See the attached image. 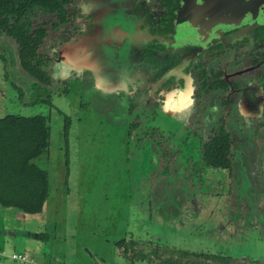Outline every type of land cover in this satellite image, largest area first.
<instances>
[{"label": "flooded vegetation", "instance_id": "1", "mask_svg": "<svg viewBox=\"0 0 264 264\" xmlns=\"http://www.w3.org/2000/svg\"><path fill=\"white\" fill-rule=\"evenodd\" d=\"M104 1L72 0L65 6L69 20L61 22L73 23L74 32L59 41L58 49L75 40L72 65L64 68L75 78L71 76L62 83L72 92V84L79 85V101H70L73 111L79 113V125L89 131L83 141L76 142V122L73 115L65 113L64 196L73 177L70 146L80 151L90 146L98 155L94 171L87 167L82 153L74 177L86 204L87 198L101 191L108 204L121 203L122 211L134 207L146 211L152 222L161 217L159 210L176 209L178 215L171 228L180 227L190 235L219 240L224 237L221 232L207 231L222 225L228 235L237 233L234 238L239 240L249 238L253 230L263 235L264 117L258 115L259 106L264 105V27L245 36L234 27L216 36L212 43L179 42L174 33L185 22L179 17L181 12L174 10L179 0ZM113 7L118 9L113 11ZM33 13L49 12L36 9ZM186 22L199 28L198 18L192 16ZM206 38H210L209 33H205ZM58 52L52 59L42 53L43 78L28 71L19 56L24 72L34 79L35 92L29 103L17 109L51 106L49 100L54 96L49 86L54 77L50 65ZM3 59L9 66V59ZM9 82L24 99L25 86L17 80ZM93 91L104 93L97 95L106 101L100 116L85 101L89 94L95 95ZM60 113L17 115L45 117L51 140V121L55 116L62 117ZM8 114L16 113L1 116ZM53 152L51 148L36 160L52 158ZM41 165L49 172V166ZM52 195L51 191L42 212H20L24 217L44 215ZM45 234L41 231L32 236L45 243L49 239ZM104 241L109 254H94L82 247L96 264H167L169 258H180L181 264H264L263 260L221 251L174 248L154 237L149 240L135 234ZM5 255L7 252L0 249V264H5L1 262ZM14 259L18 264H46L27 255L24 261Z\"/></svg>", "mask_w": 264, "mask_h": 264}, {"label": "rangeland", "instance_id": "2", "mask_svg": "<svg viewBox=\"0 0 264 264\" xmlns=\"http://www.w3.org/2000/svg\"><path fill=\"white\" fill-rule=\"evenodd\" d=\"M34 19L35 24L41 22L48 23V36L41 46L40 52L52 59L56 54L55 52L59 50V41L64 39L67 34L70 33L71 35L74 32L73 23L63 25L61 23L63 21H60L57 17L44 13H37ZM19 56L16 41L13 37L0 30V116L11 111H14L16 114L30 113L33 115L41 111L59 115L61 111L64 114L60 113L62 117L57 118L55 116L51 121L54 127L51 137V148L54 151L52 158L39 160L43 165L49 166L47 169L49 170V178H51L52 183L53 195L46 213L41 216L24 217L22 212L16 209H6L0 206V249L7 252V255L3 258L1 257L2 263L18 264L12 257V253L16 251L34 258L37 263L64 264V261H67L69 264H96L92 256L89 255L90 252L85 253L82 247L85 249L89 248L94 254L100 253L105 255L107 252L109 254L110 250L104 240L115 239L126 234H135V236L138 235L143 239L149 240L154 237V240L157 242L161 241L179 249L206 252L221 251L234 257H250L251 259L264 261V234L261 235L262 232L259 233L256 230H253L249 234V238L239 240V237L234 238L238 236L237 233L234 236L228 235L223 230L225 225H222L214 228L212 231H207L211 234L221 232L224 235L222 239L216 240L209 235H195L196 233L190 235L191 232L181 230L180 227L171 228L173 218L178 215L176 209L175 212L174 209H170V211L168 209L159 210L161 217H157L158 221L152 222L147 218L146 211L141 210L139 212L135 207L132 210L122 211L119 210L121 203L108 204L101 191L96 197L87 198L86 201L89 203L86 204L82 201L84 197L81 191H79L78 186H76L74 177L77 175V167L82 158V153H84L87 161V167L94 171L98 155L90 146L85 147L82 151L77 146H70L73 150V154L71 155L73 177L70 178V191L64 196L66 184H64L63 178L66 174V167L63 156L64 140L62 139V128L64 124L62 118L65 117V113L73 115L76 122V126H74V138L77 139L76 142H79V140L83 141L88 136L89 131L85 130L82 125H79V113L76 114L77 111H73L71 104L73 100L79 101L78 96L82 95V92L79 85L78 88L72 84L75 87L73 92L72 89L65 88V84L62 81L71 76L74 79L75 74L73 72L70 75L67 73L56 74V71H52L55 70L53 68V61L50 65V71L54 80L49 86L54 96L53 101L49 100L51 106L48 104L42 105L39 110L32 105H27L24 111L17 109L29 103L32 99L31 94L35 92V87L33 86L34 79L24 72L19 62ZM3 57L9 59V66L5 64ZM13 59L16 60V63L12 62ZM20 78H23V80ZM11 79L17 80L20 85H24L27 89L24 99L19 98L18 92L9 82ZM99 93L104 96L103 92L99 91ZM99 93L94 92L95 95L89 94V98L85 99L87 103H90V108L96 111L97 116H100L101 111L106 106V101L103 100V97H97ZM62 94H68L69 97H60ZM76 102L74 103L75 107H77ZM56 111L57 114H55ZM92 115L97 122L96 114L93 113ZM169 215L170 219L168 218ZM165 223H168V225L164 226L163 224ZM41 231L47 232V236H49V239H46L45 243L41 242L39 238L32 236V233H39ZM98 240L100 241L98 242Z\"/></svg>", "mask_w": 264, "mask_h": 264}, {"label": "trees", "instance_id": "3", "mask_svg": "<svg viewBox=\"0 0 264 264\" xmlns=\"http://www.w3.org/2000/svg\"><path fill=\"white\" fill-rule=\"evenodd\" d=\"M72 0H0V30L13 37L24 67L43 78L48 23L35 24L36 9L60 21L69 20L66 5ZM51 131L43 116H0V205L26 214L40 213L51 195L49 172L38 162L51 150ZM46 238L47 234L44 235ZM155 251V250H154ZM181 264L180 258L165 260Z\"/></svg>", "mask_w": 264, "mask_h": 264}, {"label": "water", "instance_id": "4", "mask_svg": "<svg viewBox=\"0 0 264 264\" xmlns=\"http://www.w3.org/2000/svg\"><path fill=\"white\" fill-rule=\"evenodd\" d=\"M111 9L115 11L118 8ZM175 9L181 12L178 13L179 17L185 20L184 23L179 24L180 30L174 33L179 42L195 41L204 44L209 40L212 43L216 36L234 27H238L243 36L264 27V0H179ZM191 11L195 13L189 14ZM192 16L200 19L199 28H192L191 24L186 22V19ZM204 18L207 20L205 23ZM205 33H209L210 38L205 39ZM74 45L75 40H70L59 50V55L53 63L56 74L70 75L71 72L64 71V68L68 63L72 65L71 54Z\"/></svg>", "mask_w": 264, "mask_h": 264}, {"label": "built area", "instance_id": "5", "mask_svg": "<svg viewBox=\"0 0 264 264\" xmlns=\"http://www.w3.org/2000/svg\"><path fill=\"white\" fill-rule=\"evenodd\" d=\"M13 257L18 259V260H22V261H24L26 259V255L22 252L14 253Z\"/></svg>", "mask_w": 264, "mask_h": 264}, {"label": "clouds", "instance_id": "6", "mask_svg": "<svg viewBox=\"0 0 264 264\" xmlns=\"http://www.w3.org/2000/svg\"><path fill=\"white\" fill-rule=\"evenodd\" d=\"M259 109H260V111H261V114L258 115V118H259V117H264V105H260V106H259Z\"/></svg>", "mask_w": 264, "mask_h": 264}]
</instances>
